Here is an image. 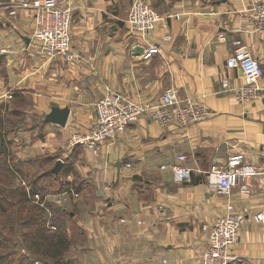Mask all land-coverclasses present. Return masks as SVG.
<instances>
[{
  "label": "crops",
  "instance_id": "1",
  "mask_svg": "<svg viewBox=\"0 0 264 264\" xmlns=\"http://www.w3.org/2000/svg\"><path fill=\"white\" fill-rule=\"evenodd\" d=\"M26 1L36 0H0V113L22 119L4 139L13 164L24 166L18 184L54 175L26 189L50 231L57 210L66 213L64 264H200L208 228L229 205L245 216L231 248L237 264H264V222L254 219L264 215V34L247 11L262 0H146L165 19L145 36L126 27L133 0H53L71 11L76 66L43 57L32 11L9 16V5ZM236 41L262 69L253 100L236 98L247 85L226 66ZM150 46L159 53L148 55ZM106 89L148 106L173 89L209 116L178 129L147 112L94 150L69 147L72 134L94 124ZM52 109L68 111L64 127L46 123ZM234 154L257 172L248 196L213 189L210 172ZM174 167L188 168L190 182H175Z\"/></svg>",
  "mask_w": 264,
  "mask_h": 264
},
{
  "label": "built area",
  "instance_id": "2",
  "mask_svg": "<svg viewBox=\"0 0 264 264\" xmlns=\"http://www.w3.org/2000/svg\"><path fill=\"white\" fill-rule=\"evenodd\" d=\"M8 9L11 17L17 15L21 9L33 12L34 28L31 36L37 43L40 53L47 60L59 58L69 66H76L81 62L71 46V11L69 8H59L53 0H36L9 5ZM247 11L251 13L257 31L264 34V0L252 4ZM164 19L152 9L146 0H133L126 27L131 35L145 36ZM146 52L148 55H155L159 53V49L156 46H150ZM226 66L229 69H238L247 85L246 88L235 90L236 98L241 101L255 99L259 93L258 81L262 77V69L239 41L233 43V53L226 60ZM223 86H226L225 82ZM147 112H151L152 123L161 126L172 125L178 129H186L201 123L209 116L203 108L197 107L189 100H181L173 89H166L156 106L138 103L106 89L103 97L95 105L94 124L84 134H72L68 146L94 150L100 144L112 141ZM178 160L182 162L185 157L180 156ZM172 172L175 182H190L191 172L188 168L174 167ZM256 176L255 168L244 164L240 154L230 156L225 168L213 169L210 172L213 189L220 196L229 195L233 188H238L240 195L248 196L251 181ZM33 203L40 205L38 196L33 197ZM244 218V214L234 213L233 207L228 206L227 213L218 217L208 228L207 247L202 253L200 264L238 263L237 257L231 253V248L237 241ZM254 219L262 223L264 215L257 214ZM35 264L41 263L36 262Z\"/></svg>",
  "mask_w": 264,
  "mask_h": 264
},
{
  "label": "trees",
  "instance_id": "3",
  "mask_svg": "<svg viewBox=\"0 0 264 264\" xmlns=\"http://www.w3.org/2000/svg\"><path fill=\"white\" fill-rule=\"evenodd\" d=\"M21 120L16 110L0 113V264H64L69 248L63 220L66 213L57 210V217L52 219L55 230L50 231L45 210L33 203L34 194L26 189L51 180L53 173L36 180L25 178L24 188L12 185L17 174L23 176L24 166L13 164L14 158L11 164L7 161L4 139L16 131Z\"/></svg>",
  "mask_w": 264,
  "mask_h": 264
},
{
  "label": "water",
  "instance_id": "4",
  "mask_svg": "<svg viewBox=\"0 0 264 264\" xmlns=\"http://www.w3.org/2000/svg\"><path fill=\"white\" fill-rule=\"evenodd\" d=\"M67 116H68L67 110L59 111L58 109H52L51 113L48 116H46L45 121L46 123H51L58 125L60 127H64L66 125ZM59 167H60V163H57L54 171L57 172Z\"/></svg>",
  "mask_w": 264,
  "mask_h": 264
},
{
  "label": "rangeland",
  "instance_id": "5",
  "mask_svg": "<svg viewBox=\"0 0 264 264\" xmlns=\"http://www.w3.org/2000/svg\"><path fill=\"white\" fill-rule=\"evenodd\" d=\"M8 136H10V135H8ZM8 138V137H7ZM12 143V142H11ZM6 146V151L8 152V157H7V161H9V163L11 164L12 163V161H13V153H12V150H11V147L13 146V143H12V145L10 146V145H5ZM22 178V180H25L23 177H21ZM18 182H19V180H13L12 179V185L14 186H19V187H26V186H22L20 183L18 184ZM18 187V188H19ZM33 205V204H32ZM21 254H23V251L21 252Z\"/></svg>",
  "mask_w": 264,
  "mask_h": 264
}]
</instances>
